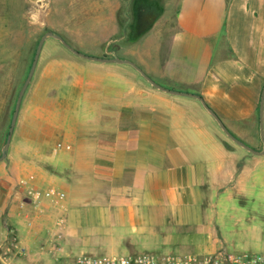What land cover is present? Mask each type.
<instances>
[{"label":"crops","instance_id":"crops-1","mask_svg":"<svg viewBox=\"0 0 264 264\" xmlns=\"http://www.w3.org/2000/svg\"><path fill=\"white\" fill-rule=\"evenodd\" d=\"M83 7L62 3L61 41L44 40L32 77L40 91L26 126L14 128L18 153L0 161V264L41 263L38 241L74 246L92 214L128 231L131 252L177 236L194 253L154 254L218 252L209 244L217 202L254 189L264 162V0H95L87 15ZM197 97L256 153L223 140ZM58 143L70 149L54 153ZM50 187L65 195L60 208L45 196Z\"/></svg>","mask_w":264,"mask_h":264},{"label":"rangeland","instance_id":"rangeland-1","mask_svg":"<svg viewBox=\"0 0 264 264\" xmlns=\"http://www.w3.org/2000/svg\"><path fill=\"white\" fill-rule=\"evenodd\" d=\"M67 1L0 0V156L7 141L18 94L31 68L38 43L46 32L60 35L62 28L61 7L62 3ZM81 1L84 4L85 15L91 14L92 4L95 0ZM51 40L48 38L47 42ZM87 44L88 47L91 46V44ZM37 78V75L33 80L31 78L32 83H29L23 95L19 108L20 115L19 118L17 116L15 123L17 127L26 126L23 113L29 102L36 100L35 97L40 91ZM31 96H33L32 99ZM262 122L263 139H261L260 130L258 136L263 146L264 103ZM216 128L219 136L227 143L232 144L233 141L226 136L217 122ZM13 133L4 161L7 159V154L11 160L18 153V151H13L19 143L17 137H13ZM232 146L234 145L232 144ZM257 171L260 176L254 189L250 184L246 187L244 194L235 195L232 201L220 200L217 202L212 222L214 236L210 238L209 243L215 252L216 250L228 253L264 252V162ZM2 175L5 173L0 170V176ZM51 206H53L52 203ZM54 207L60 208L61 205ZM99 218V215L92 214L80 222L74 246L70 247L61 243L58 231L56 237L59 241L45 244L38 241L32 246V254L41 258L39 264H67L81 252L95 255H121L168 252L176 254L194 253L195 251L192 246L183 244L180 236H175V240H172L171 243H164L161 246L152 244L154 238L146 239V243L140 242L138 246L131 248V252L130 248L126 246L129 241L124 240L126 236H130V233L118 227L114 222L103 224ZM58 219H60L59 216L55 223ZM51 223L49 222L47 226L50 227ZM27 234L29 235L24 230L23 236ZM18 238L19 232L14 230V234H10V242L12 243Z\"/></svg>","mask_w":264,"mask_h":264},{"label":"built area","instance_id":"built-area-1","mask_svg":"<svg viewBox=\"0 0 264 264\" xmlns=\"http://www.w3.org/2000/svg\"><path fill=\"white\" fill-rule=\"evenodd\" d=\"M69 149L70 147L68 145L58 143L54 147L53 152L57 153L61 150ZM18 185L26 188V193L28 196H30L34 204H37L39 201H41V195L38 192H35L32 188L27 187L26 181L22 180L18 183ZM45 196L49 198L50 202L54 206H60L65 197L63 192L52 187L46 190ZM59 218L60 219H58L56 222V226L61 236L64 221L61 217ZM5 242H7V240H0V246H3ZM19 252L23 253V248H20ZM67 264H264V252L228 253L224 251H218L213 254L187 256H177L170 254L159 256L150 253H130L121 255H95L90 253H81L74 257Z\"/></svg>","mask_w":264,"mask_h":264},{"label":"water","instance_id":"water-1","mask_svg":"<svg viewBox=\"0 0 264 264\" xmlns=\"http://www.w3.org/2000/svg\"><path fill=\"white\" fill-rule=\"evenodd\" d=\"M46 37H53L55 39H58L61 41V38L59 35L55 34V33H52V32H46L40 39L39 43H38V46H37V49H36V52H35V55H34V58H33V61H32V64H31V68L29 70V73L24 81V84L22 85V88L18 94V97H17V100H16V104H15V109H14V112H13V116H12V120H11V124H10V128H9V134H8V137H7V141L5 143V145L3 146L2 148V154L0 156V161L4 160L5 156H6V150L10 144V140H11V137H12V133H13V130H14V126H15V123H16V120H17V116H18V112H19V108H20V105H21V101H22V98H23V95L27 89V86L29 85L30 81H31V78L33 76V73L35 71V68H36V64H37V61H38V58H39V54H40V51H41V48L43 46V43H44V40L46 39ZM71 52H73L74 54L78 55V56H81L83 58H91V57H88V56H85L81 53H78L76 50H74L72 47H70L69 45L63 43ZM94 59V58H92ZM116 60V59H114ZM106 61H111V60H106ZM118 61V60H117ZM151 82V81H150ZM152 83V82H151ZM154 84V83H152ZM154 86H156L154 84ZM159 89L161 90H164L168 93H176V92H173V91H170L168 89H164V88H161L159 87ZM198 98V97H197ZM201 102L202 100L200 98H198ZM263 103H264V87L262 88V91H261V96H260V103H259V111H260V117H259V126H260V134H261V139H263V132H262V120H263ZM203 106L205 107V109L208 111V113L214 118V120L217 122V124L219 125V127L221 128V130L226 134V136H228V138H230V140H232L234 143L238 144L239 146H241L242 148L246 149L247 151L251 152V153H256L255 151H253L251 148H249L247 145H245L243 142H241L239 139H237L235 136H233L229 131L228 129L225 127V125L222 123V121L220 120V118L205 104L203 103ZM264 152V143H263V146H262V151L260 153H263Z\"/></svg>","mask_w":264,"mask_h":264}]
</instances>
